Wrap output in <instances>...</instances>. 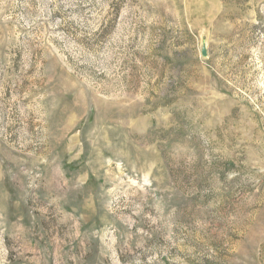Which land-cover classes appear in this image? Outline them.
Listing matches in <instances>:
<instances>
[{"label":"rangeland","instance_id":"obj_1","mask_svg":"<svg viewBox=\"0 0 264 264\" xmlns=\"http://www.w3.org/2000/svg\"><path fill=\"white\" fill-rule=\"evenodd\" d=\"M0 264H264V0H0Z\"/></svg>","mask_w":264,"mask_h":264},{"label":"water","instance_id":"obj_2","mask_svg":"<svg viewBox=\"0 0 264 264\" xmlns=\"http://www.w3.org/2000/svg\"><path fill=\"white\" fill-rule=\"evenodd\" d=\"M202 54H203V56H206V49H205V47L203 48Z\"/></svg>","mask_w":264,"mask_h":264}]
</instances>
